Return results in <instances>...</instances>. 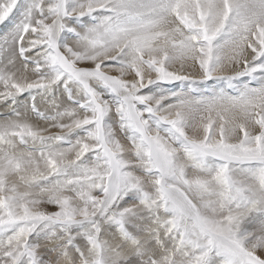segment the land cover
Segmentation results:
<instances>
[{
	"label": "snow or ice",
	"instance_id": "1",
	"mask_svg": "<svg viewBox=\"0 0 264 264\" xmlns=\"http://www.w3.org/2000/svg\"><path fill=\"white\" fill-rule=\"evenodd\" d=\"M0 106V264H264V0H0Z\"/></svg>",
	"mask_w": 264,
	"mask_h": 264
},
{
	"label": "rangeland",
	"instance_id": "2",
	"mask_svg": "<svg viewBox=\"0 0 264 264\" xmlns=\"http://www.w3.org/2000/svg\"><path fill=\"white\" fill-rule=\"evenodd\" d=\"M1 110L3 111V107H2V109H1V106H0V112H2ZM42 123H43V122H41V126L43 125ZM51 131L55 132V131H57V130L52 129Z\"/></svg>",
	"mask_w": 264,
	"mask_h": 264
},
{
	"label": "bare ground",
	"instance_id": "3",
	"mask_svg": "<svg viewBox=\"0 0 264 264\" xmlns=\"http://www.w3.org/2000/svg\"><path fill=\"white\" fill-rule=\"evenodd\" d=\"M1 109H2V106H1ZM2 111V110H1ZM43 124V123H42ZM42 126H45L44 124Z\"/></svg>",
	"mask_w": 264,
	"mask_h": 264
}]
</instances>
